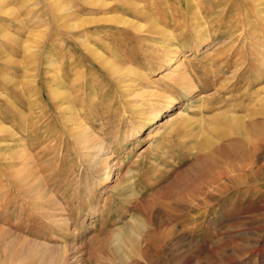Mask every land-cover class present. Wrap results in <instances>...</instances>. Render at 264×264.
<instances>
[{
	"label": "rangeland",
	"instance_id": "374dc122",
	"mask_svg": "<svg viewBox=\"0 0 264 264\" xmlns=\"http://www.w3.org/2000/svg\"><path fill=\"white\" fill-rule=\"evenodd\" d=\"M262 106L264 0H0V264H264Z\"/></svg>",
	"mask_w": 264,
	"mask_h": 264
},
{
	"label": "bare ground",
	"instance_id": "6f19581e",
	"mask_svg": "<svg viewBox=\"0 0 264 264\" xmlns=\"http://www.w3.org/2000/svg\"><path fill=\"white\" fill-rule=\"evenodd\" d=\"M254 1H260V0H254ZM262 1V0H261ZM256 11V10H255ZM256 13V12H255ZM256 15V14H255ZM125 22V21H124ZM73 28V26H71ZM135 29H140L141 27L137 24H134ZM203 35V32H201ZM200 34V33H199ZM255 34V33H254ZM200 36V35H199ZM200 44V43H199ZM197 44V45H199ZM191 50V49H190ZM168 54V53H167ZM170 54V53H169ZM162 61H164L166 63V65L168 67H172V71L175 70H181V68H183V59L180 58V53H178L177 51L172 52L168 57L162 59ZM180 72V71H179ZM182 73V72H181ZM186 70L182 73L177 75V78L175 80V84L177 86V88L183 89L185 90V93L187 95H192L195 87L193 86V84H191V82L188 81V77L186 75ZM174 79V78H173ZM173 106V102L172 101H168L165 103V105L162 107V109L156 111L150 118V120H147V122L149 121V125H152L153 123H155L158 118L160 117V114H162L163 111H167L169 110L170 107ZM161 110H163L162 112H160ZM180 113V111H179ZM182 113V112H181ZM255 114H260V115H264V106L260 107L257 109V111L255 112ZM171 120V119H170ZM168 121V120H167ZM143 124V123H141ZM139 124L138 127L135 129V131L132 133L134 134V137H137L139 135V133L141 132V130L143 129V125ZM148 124V123H147ZM80 125V124H79ZM78 126V125H77ZM246 130V129H244ZM242 131V130H241ZM240 134H242L243 136H245L246 139H248L249 137V133L248 130L243 131V133L241 132ZM78 142L77 144H81L83 148H88L89 144L91 143L88 139H87V134L85 131H82L81 133H79V135L76 137ZM92 141V140H91ZM76 144V145H77ZM257 144V143H256ZM79 146V145H78ZM93 146V145H92ZM14 147V146H13ZM16 147V146H15ZM19 148V147H18ZM22 148V147H21ZM77 148V147H76ZM78 150V149H77ZM100 150V149H99ZM6 152L5 154V160L7 163L6 166V172L10 173L11 169L9 167V165H11L12 163H16V164H20L21 166H23L22 168H17L14 171V174L17 175V179L20 181H22V185L25 186V188L27 189V192L31 193L32 196L35 197H39L40 192L37 189V180L39 181V179L36 177V169L32 166L31 169H26L27 165L24 164V161L26 159V155L23 153L21 154V152H14L11 151V149L9 150H5ZM86 152V151H85ZM89 152V151H88ZM101 153V152H100ZM80 154V153H79ZM81 155V154H80ZM30 161V160H29ZM25 168V169H24ZM6 174V173H5ZM15 177V176H14ZM100 178L102 179V181H104V183H107L109 181L110 178V169L109 167H106L101 173H100ZM40 182V181H39ZM42 195V194H41ZM0 235L3 237H9L10 235L8 234H4L3 235V229L2 227H0ZM132 236V235H131ZM134 237V236H133ZM16 242L20 244V246L18 245V250L20 247V251L24 248V246L29 245L32 242H35L34 240L30 241L28 239H26L23 236H19L16 237ZM129 238V237H128ZM13 239V238H12ZM133 240V238H131ZM136 238H134L135 240ZM10 241V240H9ZM141 243V242H140ZM7 244V241H6ZM34 244H38V243H34ZM37 246V245H36ZM39 246V245H38ZM41 247V246H40ZM43 247V246H42ZM41 247V248H42ZM44 248V247H43ZM47 249H49L48 247H46ZM30 249V248H29ZM53 249V247H52ZM41 250V249H40ZM44 249H42L41 251H43ZM40 251V252H41ZM22 252V251H21ZM39 253V251H38ZM45 253L46 256L43 257L42 261L39 260L40 264H66L69 260V256L67 254V249L66 248H61L60 250H49L46 251ZM49 253V254H48ZM41 254V253H40ZM45 255V254H44ZM42 256V255H41ZM118 256V255H117ZM73 257V256H72ZM76 259V258H75ZM81 258H77L76 261L80 260ZM74 260V259H73Z\"/></svg>",
	"mask_w": 264,
	"mask_h": 264
}]
</instances>
